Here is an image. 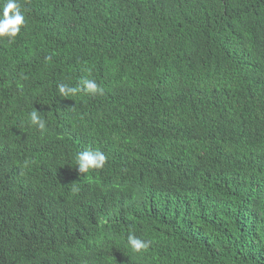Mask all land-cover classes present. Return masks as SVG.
Listing matches in <instances>:
<instances>
[{"label":"trees","instance_id":"trees-1","mask_svg":"<svg viewBox=\"0 0 264 264\" xmlns=\"http://www.w3.org/2000/svg\"><path fill=\"white\" fill-rule=\"evenodd\" d=\"M19 2L0 264H264V0ZM85 77L104 94H58ZM82 150L104 167L78 173Z\"/></svg>","mask_w":264,"mask_h":264},{"label":"clouds","instance_id":"clouds-1","mask_svg":"<svg viewBox=\"0 0 264 264\" xmlns=\"http://www.w3.org/2000/svg\"><path fill=\"white\" fill-rule=\"evenodd\" d=\"M25 14L19 0H0V39H7L9 43H13L15 38L20 34L21 28L25 24ZM50 59V57L48 58ZM57 92L60 96L70 97L80 92L91 95H103L104 88L101 87L95 79L85 77L76 86H69L66 83L57 84ZM28 124L35 125L40 130L45 128V122L38 116L36 110L28 114ZM107 161L106 155L100 150H82L77 153L75 162L78 173H88L89 170L102 169ZM128 245L136 252H140L149 247L148 241L129 233L127 235ZM80 261H87L88 258L82 254L70 257Z\"/></svg>","mask_w":264,"mask_h":264}]
</instances>
